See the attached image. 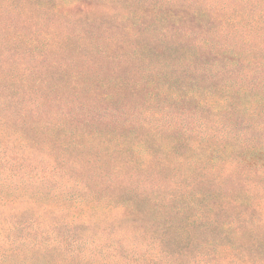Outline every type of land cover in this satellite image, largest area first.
<instances>
[{"label": "rangeland", "instance_id": "obj_1", "mask_svg": "<svg viewBox=\"0 0 264 264\" xmlns=\"http://www.w3.org/2000/svg\"><path fill=\"white\" fill-rule=\"evenodd\" d=\"M97 1L100 4L87 14L80 12L66 20L60 17L55 18V22L44 23L42 28L47 30L48 46L54 43L55 35L63 42L62 47L47 46L43 50L44 63H39L37 58L27 62L34 70L46 68L56 73L52 82L65 83L68 93L73 81L70 78L63 81L60 71L71 75L102 69L99 77L104 89H116L119 83H134L140 88L137 96H131L126 102L123 119L104 128L101 138L91 145L84 141L80 130H75L72 135L78 144L67 148L63 138L66 129L61 126L51 141L42 138L34 153L20 159V168L25 173H36L49 180L56 178L54 185H47L56 192V197L47 199V202L58 207L53 219L56 220L54 230L61 246L71 249L74 256H84L93 264L148 261L155 244L153 232L156 228L166 226L162 225L165 221L177 225L178 220L190 217L193 211L181 208L177 216L166 206L157 207L151 201L153 187L160 190L157 194L163 197L162 185L165 187L167 180L183 186L185 196L181 194L179 205L188 200V177L195 182L196 190L208 195L206 202L209 204L213 194L226 198L224 212L211 213L216 219L210 228L215 229L217 235L220 228H225L233 220L231 225L238 234L234 235L235 241L238 237L243 243L260 237L264 241V209H243L238 217L229 204L231 199H253L264 184V67L255 65L254 71H250L251 63L258 61L263 53L227 52L222 40L223 49L215 47L212 55H198L199 62H194L193 68L206 61L212 72L232 70L229 77L236 78L245 90L240 89L239 94L231 99H226L215 83L211 92L201 93L203 89L207 90V86L199 81L197 86L200 90H188L183 79L171 80L166 71L157 69L161 62L182 67L181 61L188 53H197L178 46L170 57L161 60L167 52L157 41V35L163 28L172 30L177 19L145 16V9L135 0ZM101 14H104L103 18ZM10 19L13 23L19 20L15 16ZM53 59L60 63L51 68L49 61ZM146 62H151L154 67L148 69ZM154 78L159 81L156 87H151L149 83ZM77 100L81 105L95 104L101 108L107 105L100 100L93 101L86 92H80ZM230 115L233 116V125L230 124ZM42 117L47 121L60 119L51 111L43 113ZM221 129L228 133V138H220ZM12 140L10 149L18 153L20 141L15 136ZM177 140H183V144H179L176 151L168 152V143ZM51 148L55 149L53 154ZM150 149L154 157L145 152ZM91 151L102 154L99 170L96 169L98 165L82 159L83 154ZM197 157L200 160L195 162ZM238 159L246 162L247 166L233 170L234 161ZM54 166L56 168L52 169ZM68 166L71 167L69 174L65 172ZM115 166L124 173L119 176L114 171ZM159 166L163 167L162 172H158ZM220 176H227V180H218ZM214 178L218 183L209 184ZM84 179L92 182L113 202L107 204L108 199H105L103 203H93L91 195L80 199L81 193L73 183L76 185L75 180ZM135 181L144 187L142 193L133 187ZM67 184L70 186L66 188ZM119 211L126 217H117ZM85 217L93 223L87 224ZM122 227L136 228L143 233L133 234L130 238L128 233H123ZM220 235L216 243L214 241L206 247V251L214 255L207 264H264V255L260 256L255 250L251 253L236 246L226 248L227 240L223 234ZM187 239V231L179 229L177 240L186 242ZM125 243L133 244L132 248ZM58 260L59 264H66L62 256ZM77 261L74 259V264ZM40 264H45V261Z\"/></svg>", "mask_w": 264, "mask_h": 264}, {"label": "trees", "instance_id": "obj_2", "mask_svg": "<svg viewBox=\"0 0 264 264\" xmlns=\"http://www.w3.org/2000/svg\"><path fill=\"white\" fill-rule=\"evenodd\" d=\"M135 1L145 9V16H161L165 20L177 19V24L172 30L167 31L163 28L157 35V41L167 52L161 60L170 57L178 46L197 51L188 53L182 59V67L165 62L157 65L158 70H164L169 74V79L174 81L183 79L188 90L193 88L196 91L200 90L197 86L198 81L207 86V90L203 89L201 93L211 92L215 83L226 99L234 98V95L245 90L239 86L236 78L229 77L232 70L221 69L212 72L213 70L207 68L206 61L202 62V66L193 68L194 62H199L198 55H212L215 47L223 49L222 40L225 42L224 50L227 52L263 53L259 55L258 61L251 63L250 71H254L255 65L264 67V0ZM99 4L97 0H0V264H40L43 261L45 264H54L61 256L66 264H74V259L78 260L75 264H93L86 261L84 256H74L71 249L63 248L59 243V237L54 230L56 220L53 219L58 207L47 202V199L56 197V192L47 187L50 183L54 185L56 178L49 180L36 173H25L20 168L19 161L24 155L34 153L42 138L51 141L61 126L66 129L63 138L67 148L78 144L72 135L75 130H80L84 134V141L91 145L101 138L104 128L123 119L126 102L131 96H137L140 88L134 83H119L116 89H104L99 77L102 69L92 73L74 72L71 75L60 71V78L63 81L68 78L73 83L75 81V84H71V92L68 93L65 90V83L52 82L56 73L46 68L34 70L27 63L35 58L40 60L39 63H44L45 48L62 47L63 42L55 35L54 43L48 46L49 37L45 34L47 30L42 28L44 23L60 17L66 20L80 12L87 14ZM13 16L19 19L16 23L10 19ZM100 17L103 18L104 14ZM205 58L209 60L208 57ZM58 62V59L49 61L50 67L57 66L60 63ZM146 67L152 69L154 65L146 62ZM158 81L159 79L154 78L149 84L156 87ZM80 92H86L93 101L100 100L107 105L105 108L95 104L81 105L77 100ZM50 111L59 115V121L43 119L42 114ZM108 116L111 119H107ZM231 118L233 116L230 115L229 120H232L230 124L233 125ZM129 126L131 128V125ZM221 130L218 134L220 138H228V133ZM13 132L18 134L14 135ZM13 136L20 141L21 150L18 153L10 149ZM181 141L183 140L169 142L168 152L176 151L178 145L183 144ZM104 143L107 144L108 141ZM146 147L150 148L149 145ZM160 151L166 152L163 149ZM54 152L55 149L51 148V153ZM145 152H148L149 156H155L152 149ZM82 159L86 163L98 165L97 170L102 165V154L98 152L85 153ZM199 160V157L194 159L195 162ZM243 162L241 159L234 161L233 170L242 165L247 166V163ZM55 168L56 166L52 169ZM69 168L71 167H65L68 174ZM118 168L115 166L114 171L120 176L124 171L121 173ZM163 170V167L159 166L158 172ZM217 179L224 182L227 176L226 178L220 176ZM217 179H212L209 184L218 183ZM187 180L188 184L184 185L187 184L188 200L179 204L182 207L177 202L183 194V186H177L174 181L167 180L165 187L162 185L163 197H159L157 191L160 190L156 187L154 190L153 187L151 201L157 207L166 206L177 216L180 215L181 208L193 211L190 217L178 220L177 225L180 224L178 227L170 221L162 224L166 226L157 227L153 232L155 244L150 259L130 264H207L214 255H210L206 247L215 240L218 241L220 233L227 240L226 248L236 246L251 253L255 250L260 256L264 255V252H261L264 250V241L261 237L248 243H243L238 236V239L234 240L237 231L231 225L233 220L225 228H220L217 235V231L210 228L212 221L216 219L212 218V214L224 212L226 198L213 194L210 197V206L209 202H206L208 195L196 190L195 182L189 180V177ZM75 183L76 185L74 183L73 185L81 193L80 199L91 195L93 203L96 201L98 204L103 203L105 199H108L107 204L113 202V199L106 197V194L92 182L84 179L75 180ZM70 184H67L66 188ZM132 185L138 192L142 193L145 190L137 181ZM259 189L261 191L249 201L235 199L229 201L231 208L237 213L236 216L239 217V212L243 209L251 211L256 207L264 209V184ZM125 200L124 198L123 204ZM120 211L117 217H126L123 212L120 214ZM84 220L87 224L93 223L88 217ZM179 229L187 231L186 242L177 240ZM122 230L124 234L128 233L130 238H133L131 237L133 234L136 236L143 233L136 228L122 227ZM125 244L130 248L133 246L130 243ZM55 264H59V260Z\"/></svg>", "mask_w": 264, "mask_h": 264}]
</instances>
